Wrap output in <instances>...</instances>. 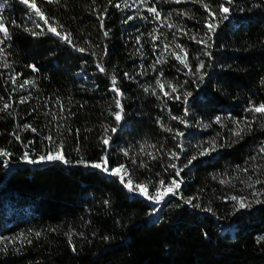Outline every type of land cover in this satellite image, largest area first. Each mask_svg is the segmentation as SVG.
Wrapping results in <instances>:
<instances>
[{"label": "trees", "instance_id": "trees-1", "mask_svg": "<svg viewBox=\"0 0 264 264\" xmlns=\"http://www.w3.org/2000/svg\"><path fill=\"white\" fill-rule=\"evenodd\" d=\"M36 3L0 0V264H264V0Z\"/></svg>", "mask_w": 264, "mask_h": 264}, {"label": "snow or ice", "instance_id": "snow-or-ice-1", "mask_svg": "<svg viewBox=\"0 0 264 264\" xmlns=\"http://www.w3.org/2000/svg\"><path fill=\"white\" fill-rule=\"evenodd\" d=\"M23 3H25L26 5H28V7L32 10H34L35 12V15L38 16L41 20L44 21L45 24H48L49 21L47 20V18L45 17L44 13L40 11V9L37 7V3H36V0H22ZM49 2H51V0H49ZM177 2H179V0H177ZM231 2V0H229V3ZM207 7V6H205ZM149 12L153 13L154 15H156L157 17H159L160 13L157 11L156 8H149L148 9ZM230 11V9L228 7H224L223 5L220 6V12L222 14H227L228 12ZM224 19H227V15H224L223 16ZM208 28L210 31H215V28H216V25L215 24H209L208 25ZM8 29L4 26V24L2 22H0V32H3V33H7ZM48 31L49 32H52L54 34H56L57 36H61V33L58 32L56 30L55 27H52L51 25L49 26L48 28ZM105 35H107V32H105ZM62 39H65L67 42L71 43V36L70 34L66 35V36H62L61 37ZM177 47H180L179 45H177ZM3 50L0 49V52H2ZM79 51H84V49H79ZM177 59H180L179 56H177ZM182 63H184L183 60H181ZM33 67V70H36L35 69V66H32ZM185 67H187V64H185ZM200 67L202 68L203 65L201 64ZM100 71H104V69L101 67L100 68ZM113 80V86L115 88V77L112 78ZM159 83V82H158ZM161 88H163V85H161ZM118 91V90H117ZM173 92L176 91L175 88L172 89ZM165 95H168L167 93H165ZM186 95H191L190 93H187ZM23 102V101H22ZM117 106L119 107V101H117ZM8 105L6 104L5 105V108H7ZM255 112H258V113H264V104L260 105L259 107H256L254 109ZM115 119L117 121H120L122 119V116H121V112H117L115 113ZM173 119H177L176 117H173ZM183 122V121H182ZM33 131H35V129H32ZM103 143L105 145H107L109 143V139H104L103 140ZM216 148H215V145L212 146L211 148V151H215ZM262 151H264V149H262ZM209 154V150H204L200 153V155H208ZM6 155V153H5ZM25 160H27L29 163H39V162H43V161H63V162H67L65 161V158L62 154V151L60 149H57L54 153H49L48 155H41L38 160H30L27 156V154H25V157H24ZM196 157L193 156L191 160L188 161V164H191L193 160H195ZM81 163H83V161H81ZM107 160L106 159H103L102 160V163H93L91 164L92 167L94 168H103V170L105 172H108L109 169L107 168ZM173 167H175L173 165ZM185 167H187V165H185ZM183 169H179L177 170L176 172V175L179 176L180 174V171H182ZM123 171V166H121L120 168H115V169H111V174L112 175H116L118 177L121 178V182L123 183L124 182V179H123V176L121 175ZM161 185H163V181H161ZM125 187H127L129 189V191H133L134 190V186H133V182L131 179L127 180V182L125 183ZM180 187V182L176 181V180H173L171 182V186L167 187L164 189V191L161 193L159 190L157 191L156 195L155 196H149L148 192H147V189L145 186L143 185H135V188L138 189L140 191L141 194L143 195H146V196H149L150 199H153L155 200L156 202H160L165 196H167L169 193L175 195L177 194V190L179 189ZM233 200H237L236 197H232ZM187 203L191 204V200L189 201H186ZM238 204H239V207L240 208H244V207H249L250 205H247L245 204L244 201H237ZM261 201H257V203H260ZM39 235V234H37Z\"/></svg>", "mask_w": 264, "mask_h": 264}]
</instances>
